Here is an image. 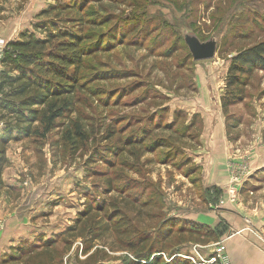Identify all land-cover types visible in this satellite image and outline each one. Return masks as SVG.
Here are the masks:
<instances>
[{"label": "rangeland", "instance_id": "obj_1", "mask_svg": "<svg viewBox=\"0 0 264 264\" xmlns=\"http://www.w3.org/2000/svg\"><path fill=\"white\" fill-rule=\"evenodd\" d=\"M64 1L0 0V38L18 40L23 32L42 37L39 26L52 21L61 28L70 26L41 15ZM116 1L119 23L140 26L139 48L120 45L109 53L117 58L121 70L131 72H124L116 82L122 89L121 93L118 90L121 106L116 111L133 114L134 120L154 113L162 123L172 122L175 112H184L186 116L176 125L180 129L193 118L196 122L189 130L196 134L189 148L175 155L167 149L146 155L151 158L144 166L145 172L149 171L145 175L147 193L156 201L150 212L159 214L148 224L165 218L175 226L194 224L204 232L211 229L218 234L216 241L204 235L198 241L185 240L173 256H194L198 262L215 258L217 264H264V71L252 74L243 98L229 105L227 113L221 107L231 57L264 38V0ZM81 4L91 11L98 8L95 0ZM128 15L130 19H126ZM109 27L98 30L107 32ZM185 36L214 39L215 55L193 60ZM111 57L103 53L97 59L105 62ZM139 80L142 84L135 89ZM131 103L134 105L127 107ZM144 121L142 118L134 128L143 127ZM52 137L53 132L47 140L22 139L7 145L9 163L0 185V231L6 226L16 231L19 226L27 237L11 244L2 255L14 246L37 241L41 235L32 234L38 227L48 235L47 240H54L55 234L73 223L86 196L93 193V181L98 182L86 176L83 161L53 167ZM166 153L167 163L158 162L155 156ZM207 171L214 174L212 181L207 179ZM82 247V240L77 239L64 264H86L85 257L96 247L107 252L104 264H126L133 258L125 250H108L103 241H96L86 254ZM169 254H162L165 262L170 261Z\"/></svg>", "mask_w": 264, "mask_h": 264}, {"label": "trees", "instance_id": "obj_2", "mask_svg": "<svg viewBox=\"0 0 264 264\" xmlns=\"http://www.w3.org/2000/svg\"><path fill=\"white\" fill-rule=\"evenodd\" d=\"M83 1L87 0H66L41 12L70 26L61 28L52 21L39 26L42 37L23 32L20 39L8 42L0 70V185L9 163L7 145L22 139L47 140L52 132V166L83 161L86 176L98 182L93 181V193L86 196L73 223L55 234L54 240L39 236L33 244L14 246L2 255L0 264H64L77 239L82 240L85 254L96 241H103L110 251L131 253L133 258L126 264H195L173 256L177 245L194 238L198 241L202 235L216 241L218 234L211 229L204 232L194 224L175 226L165 218L149 225L159 214L150 212L156 201L147 193L145 175L149 171L145 172L144 166L151 162L146 155H158V149L175 155L189 148L196 139L189 130L196 122L193 118L182 129L176 128L178 120L186 116L178 110L172 122L164 123L156 120L154 113L134 120L133 114L116 111L121 106V87L116 82L121 74L131 72L121 70L117 58L109 53L120 45L139 48L140 26L119 23L116 0H95V11L83 7ZM104 25H110L107 32L98 30ZM103 53L112 56L110 61L97 59ZM255 71H264V38L231 57L221 96L224 113L243 98ZM136 84L135 89L142 80ZM142 118L144 126L134 128ZM167 153L155 156L157 161L166 164ZM150 228L154 230L149 232ZM165 251L170 252L169 262L163 260ZM107 257L105 249L96 247L84 260L86 264H104Z\"/></svg>", "mask_w": 264, "mask_h": 264}, {"label": "crops", "instance_id": "obj_3", "mask_svg": "<svg viewBox=\"0 0 264 264\" xmlns=\"http://www.w3.org/2000/svg\"><path fill=\"white\" fill-rule=\"evenodd\" d=\"M218 158H222L221 160L224 159V156H217ZM8 158V156H7ZM210 159V160H213L214 158L212 157L211 159V156L209 157H205V156H202V159ZM200 160V159H199ZM218 160V159H217ZM200 163V162H199ZM207 179H213L214 177V174L211 173L210 171H207ZM3 173H4V170H3ZM210 179V181H212ZM214 182H211L209 184H213ZM209 218H212L211 216H209ZM21 227L17 226V230L14 231V230H10L8 229V227L6 226L4 230L0 231V257L1 255L8 249V247L11 245V244H16L19 242V240L21 239H24L26 236V234H22L23 232L20 230ZM39 228V229H38ZM37 229H35L36 231L33 232V236H36L37 234H40L41 236L44 237V239H47L48 238V235L45 233V232H40L43 228L42 227H38ZM50 230L52 233V227H50ZM31 236V237H33Z\"/></svg>", "mask_w": 264, "mask_h": 264}, {"label": "water", "instance_id": "obj_4", "mask_svg": "<svg viewBox=\"0 0 264 264\" xmlns=\"http://www.w3.org/2000/svg\"><path fill=\"white\" fill-rule=\"evenodd\" d=\"M184 40L193 60L208 59L215 55L217 45L214 39L201 41L195 36H185Z\"/></svg>", "mask_w": 264, "mask_h": 264}, {"label": "built area", "instance_id": "obj_5", "mask_svg": "<svg viewBox=\"0 0 264 264\" xmlns=\"http://www.w3.org/2000/svg\"><path fill=\"white\" fill-rule=\"evenodd\" d=\"M8 42H9V40H6L4 38H0V70L2 68V60H3L4 52L7 49ZM0 126H1V123H0ZM186 257L188 259H190L195 264H209V263H212L213 261H215V258H212V259L207 260V261L203 260L202 262H198L195 260L194 256H186Z\"/></svg>", "mask_w": 264, "mask_h": 264}]
</instances>
